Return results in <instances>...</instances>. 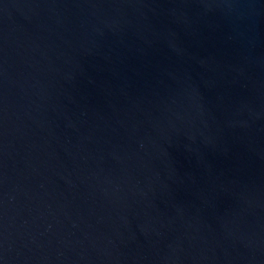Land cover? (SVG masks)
<instances>
[{
	"label": "water",
	"instance_id": "obj_1",
	"mask_svg": "<svg viewBox=\"0 0 264 264\" xmlns=\"http://www.w3.org/2000/svg\"><path fill=\"white\" fill-rule=\"evenodd\" d=\"M0 264H264V0H0Z\"/></svg>",
	"mask_w": 264,
	"mask_h": 264
}]
</instances>
